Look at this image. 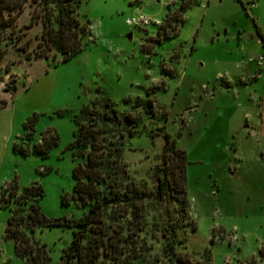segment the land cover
<instances>
[{"label": "rangeland", "instance_id": "obj_1", "mask_svg": "<svg viewBox=\"0 0 264 264\" xmlns=\"http://www.w3.org/2000/svg\"><path fill=\"white\" fill-rule=\"evenodd\" d=\"M77 1L76 19L87 34L73 58H33L41 26L27 27V5L15 22L16 45H0V191L37 182L44 217H80L83 209L70 198L72 116L103 92L121 117L135 121V135L123 145L135 183L152 191L149 174L164 134L185 152L187 217L177 225L175 256L201 264L199 254L208 250L211 264H264V71L253 62L264 57V0L249 10L243 4L251 0H192L176 34L160 42L151 40L178 0ZM130 17L149 24L129 27ZM138 99L153 101L152 116L134 107ZM36 145L50 147L44 156L22 153ZM8 217L9 207L0 208V264H23L3 239ZM145 222L135 255L117 264H169L155 199L145 203ZM71 236V228L60 227L32 234L50 264H60Z\"/></svg>", "mask_w": 264, "mask_h": 264}, {"label": "trees", "instance_id": "obj_2", "mask_svg": "<svg viewBox=\"0 0 264 264\" xmlns=\"http://www.w3.org/2000/svg\"><path fill=\"white\" fill-rule=\"evenodd\" d=\"M192 3V0H178L177 8L172 11L167 6L157 36L151 41L160 42L176 34L184 21L183 12ZM26 5L30 8L27 27L35 23L41 26L32 52L34 59H54L59 55L60 61L65 62L83 50L87 27L76 19L77 0H0V45L15 46L20 39L14 26ZM3 55L4 51L0 50V59ZM98 93L99 99H94L90 106L72 116L75 129L68 146L77 161L72 170L74 184L70 198L83 209L82 215L48 219L39 208L44 196L40 184L33 182L20 192L15 184H7L0 191V208L9 207L3 239L12 243L14 254L23 264H50L43 247H39L32 234L37 229L71 228V240L62 250L60 264H102L107 261L117 264L135 255L136 241L146 228L145 203L155 199L164 217L160 230L162 256L169 264H188L175 256V249L181 243L176 238L177 225L187 217L185 152L177 149L164 134L159 163L149 174L152 191L143 183H135L123 159L124 140L135 135L130 130L136 125L135 121L129 115L121 117L111 100L103 92ZM152 104V100L138 99L134 107L152 116ZM31 125L25 124L29 128ZM29 136V133L25 135ZM52 140L54 142L56 137ZM49 147L36 145L22 153L44 156ZM62 201L65 202V197ZM169 204L174 205L175 221L170 219ZM141 246H144L143 242ZM199 256L201 264H211L208 250H203Z\"/></svg>", "mask_w": 264, "mask_h": 264}, {"label": "built area", "instance_id": "obj_3", "mask_svg": "<svg viewBox=\"0 0 264 264\" xmlns=\"http://www.w3.org/2000/svg\"><path fill=\"white\" fill-rule=\"evenodd\" d=\"M253 6H254L253 0L249 1L248 3L243 4V7L246 10L253 8ZM125 24L129 27L140 28V27L147 26L149 24V20L143 17H139V18L130 17V18L125 19ZM253 62L259 69L264 71V57L258 56Z\"/></svg>", "mask_w": 264, "mask_h": 264}, {"label": "water", "instance_id": "obj_4", "mask_svg": "<svg viewBox=\"0 0 264 264\" xmlns=\"http://www.w3.org/2000/svg\"><path fill=\"white\" fill-rule=\"evenodd\" d=\"M130 37H131V35H130V34H128V35H127V38H128V39H130Z\"/></svg>", "mask_w": 264, "mask_h": 264}, {"label": "crops", "instance_id": "obj_5", "mask_svg": "<svg viewBox=\"0 0 264 264\" xmlns=\"http://www.w3.org/2000/svg\"><path fill=\"white\" fill-rule=\"evenodd\" d=\"M255 8V6H253V8H251V9H254Z\"/></svg>", "mask_w": 264, "mask_h": 264}]
</instances>
